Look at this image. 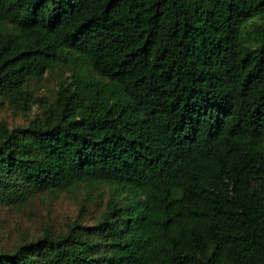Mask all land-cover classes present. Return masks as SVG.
I'll list each match as a JSON object with an SVG mask.
<instances>
[{
  "label": "trees",
  "instance_id": "1",
  "mask_svg": "<svg viewBox=\"0 0 264 264\" xmlns=\"http://www.w3.org/2000/svg\"><path fill=\"white\" fill-rule=\"evenodd\" d=\"M35 105L0 122V207L108 198L0 264H264V0H0V110Z\"/></svg>",
  "mask_w": 264,
  "mask_h": 264
},
{
  "label": "rangeland",
  "instance_id": "2",
  "mask_svg": "<svg viewBox=\"0 0 264 264\" xmlns=\"http://www.w3.org/2000/svg\"><path fill=\"white\" fill-rule=\"evenodd\" d=\"M63 67L46 73L39 81H32L31 88L37 100L55 99L58 81L67 75ZM40 113L35 105L28 117L11 108L0 110V122L10 126L25 125L28 118ZM104 184L81 186L72 192L55 195L42 194L24 208L0 207V249H12L15 245L39 237L45 229L54 232L65 229L80 212L85 224H92L102 212L107 201Z\"/></svg>",
  "mask_w": 264,
  "mask_h": 264
}]
</instances>
